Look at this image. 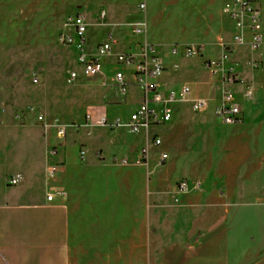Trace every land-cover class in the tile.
Returning a JSON list of instances; mask_svg holds the SVG:
<instances>
[{
  "label": "crops",
  "instance_id": "0c3cea01",
  "mask_svg": "<svg viewBox=\"0 0 264 264\" xmlns=\"http://www.w3.org/2000/svg\"><path fill=\"white\" fill-rule=\"evenodd\" d=\"M226 1L219 2L217 13L230 23L232 38L233 23L223 13ZM213 4L212 0L211 5H203L198 15L192 17L197 24L193 28H209L214 30L213 34L216 33L215 37L213 34L207 37L208 58L219 57L222 46L216 44V38L227 31L225 21L224 24L218 22L210 14ZM102 10L107 12L105 18L100 17ZM262 10L264 15V4ZM80 12L85 14L89 24L87 51L90 53L95 52L109 32L118 40L116 52L136 51L138 43L134 45L122 37L121 29L124 26L131 29V23L138 21L139 17V20H146L147 30L149 28L147 9L142 12L119 0ZM231 38L227 39L231 41ZM231 45V63L236 65L238 72L233 89L236 101L242 106L243 118L236 124H225L215 113L223 101L226 67L222 66L216 74H212L202 59L174 58L170 52L164 55L159 52L167 68L158 78L161 87L166 91L179 90L184 84L191 86L193 83L195 87L191 86L190 97L208 99L209 104L201 111H194L189 101L175 103L172 119L153 131L162 138V145L152 147L145 161L152 175L150 199L154 205L159 202L167 207L171 236L161 250L158 264H244L250 259L251 251L249 248L244 255H240L242 237L245 243L264 245V231L258 236L252 227L245 226L241 231L242 222L251 213L250 197H257L256 190L264 193V49L252 50L233 41ZM127 69L130 87L127 94L119 97V101L128 103L133 111L142 102L143 92L133 83L131 68ZM202 86L206 87L207 95H200ZM247 88L254 91L251 101L244 98ZM88 112L94 117L101 114L109 116L104 108L95 106L86 110L80 124L85 123ZM100 127H91L92 134L91 128L76 129L84 134L76 142L70 141L67 135L56 156L50 157L47 153L46 166L52 161L58 162L60 171L55 178L47 177L42 181L37 191H28L32 186L28 180L10 188L0 183V264H73L71 241L74 225L81 226L82 222L92 220L95 222L90 224L88 234L95 239L112 237L116 229L120 244L105 245L106 252H113L114 249L127 252L130 237L134 248H137L140 243V217L144 213L138 211L130 214L128 200L129 186L135 185L138 206L140 204V209H144L145 194L139 191L140 167L131 164L115 168V172L121 174L136 172L133 178L126 175L117 181L94 180L93 173L99 168L93 165L95 157H105L104 152L95 150V145L102 143L100 135H107L105 131L97 129ZM115 133L123 138L125 148L137 147L135 143L136 140L140 141V136L145 140L142 148L147 143L146 134H132L136 137L128 141L130 132L126 129L120 128ZM58 142L60 140L56 137V143L52 146ZM81 143L86 145L88 164L79 161L81 147L78 145ZM162 152H166L168 158L161 164ZM140 156L137 149L127 154L130 160H138ZM25 174L29 175L28 172ZM182 180L188 181L189 189L179 192L176 183L179 186ZM198 180L199 183L196 182ZM113 182L120 185L119 195L125 200L124 211L114 210L111 206L110 213L105 212L104 200L101 207L93 209V190L111 188ZM50 192H55L52 201L47 199ZM103 194L101 191L100 195ZM109 195L111 197L112 193ZM174 196L179 197L178 202L174 203ZM92 213L97 215L91 216Z\"/></svg>",
  "mask_w": 264,
  "mask_h": 264
},
{
  "label": "rangeland",
  "instance_id": "374dc122",
  "mask_svg": "<svg viewBox=\"0 0 264 264\" xmlns=\"http://www.w3.org/2000/svg\"><path fill=\"white\" fill-rule=\"evenodd\" d=\"M111 1L113 0H108V3L106 0H0V183H4L8 188L22 185L28 180L32 182L28 191H37L42 181L47 180L46 157L50 147L56 143L54 129L46 130L34 114L26 112L27 108L39 110L47 120L67 124L68 138L75 142L84 134L80 130L75 131L74 126L83 121L84 113L89 108L102 107L111 118L130 115L131 106L119 101V97L125 94L113 80L115 70L124 66L115 65V58L109 56L104 58L105 74L101 79L93 80L80 76L70 82L67 79L70 70L81 72L82 68L76 61L75 50L61 44L58 39L60 32L65 29V20L69 15L82 10L86 12L89 8L92 10ZM222 1L213 0L210 14L224 24V16L221 17L217 13V5ZM119 2L138 10L140 2H146L148 10L146 16L149 28L146 35L131 36V29L124 26L121 29L122 37L134 45L147 38L162 55L169 54L172 47L178 46L179 54L172 57L202 59L204 66L207 67V62L211 59L206 56L209 48L207 37L213 34L214 30L193 28L196 22H193L192 17L194 14L198 15L203 5H211L212 0H119ZM258 3L262 7L264 0ZM225 23L227 31L216 38V44L222 46V40H225L232 46L231 25L228 21ZM213 35L215 37L216 33ZM227 38H231V41ZM187 44L202 46L203 54L198 57L184 56ZM191 86L195 87L193 83ZM200 95H207L206 87L200 88ZM19 113L22 115L19 116ZM97 129L105 131L107 135H100L102 143L95 145L96 152H104L105 157L103 159L95 157L93 165L99 168L93 173L94 180L117 181L126 175L133 178L137 175L136 172L121 174L116 173L115 168L131 164L140 167L139 191L145 194L144 209H140V204L138 206L135 185L129 186L128 200L130 214L138 211L144 213L140 217V243L134 248L130 237L127 252L115 249L113 252H106L105 245L120 244L115 228L112 237L102 236L95 239L88 234L90 224L95 222L94 220L82 222L81 226L75 224L71 241L73 264H158L162 248L171 239L167 207L159 202H155L154 205L150 199L149 183L152 175L149 174V166L140 159L130 160L127 157V154L135 149L141 153L145 140L140 136V141L136 140L140 145L135 143L137 147L125 148L122 145L123 138L115 133L120 128ZM90 130L92 134L93 128ZM128 135V141L136 137L130 133ZM78 147L86 150L84 143ZM122 158H127L128 162L123 163ZM79 161L81 164L89 162L88 157ZM25 172L29 175L27 176ZM17 175L21 177L20 182L10 183V179ZM113 183L111 188L93 190V209L101 207L100 204L104 200L105 212L110 213L111 206L114 210L124 211L125 200L119 195L120 185ZM176 186L180 192L178 182ZM101 191L104 192L103 195H100ZM256 191L257 197L252 195L249 199L252 204L251 213L249 212L251 219L248 215L245 217L241 231H244L245 226L252 227L258 236L264 231V193L261 190ZM109 193H112L111 197ZM173 200L174 203L178 202L179 197L174 196ZM95 215L97 214L92 213L91 216ZM131 226L132 221L130 228ZM249 248L250 259L244 264H264V245L245 243L242 237L240 255H244Z\"/></svg>",
  "mask_w": 264,
  "mask_h": 264
},
{
  "label": "built area",
  "instance_id": "2783aa9c",
  "mask_svg": "<svg viewBox=\"0 0 264 264\" xmlns=\"http://www.w3.org/2000/svg\"><path fill=\"white\" fill-rule=\"evenodd\" d=\"M139 8L146 11V2H141ZM223 13L232 21L234 26L233 42L238 45H247L252 50L264 49V15L262 7L258 0H227L223 6ZM106 10L100 12V17L105 18ZM88 21L84 13L77 12L69 15L65 20V29L59 34L61 44L72 47L76 52V61L81 66V72L70 70L67 75L68 81L72 82L80 76L86 78H100L104 74V58L113 56L115 65L124 67L115 70L113 80L120 88L123 94H127L130 83L127 80L128 69L131 68L133 83L142 90L143 99L138 107L133 110L127 118L117 117L110 118L106 114L94 117L91 112L86 113L85 123H79L74 127L78 130L81 127L91 128L93 126H102L113 128H124L131 134H146L147 143L141 151L140 160L145 162L148 158L152 146L162 145V138L153 133L159 125L170 121L173 117V106L178 102L189 101L192 103L194 111L205 109L209 101L205 98L190 97L192 88L184 84L179 90H164L158 78L165 71V62L162 56L151 42L143 39L138 43V49L133 52H116L115 45L118 43L117 38L112 32L106 35L105 40L98 45L94 53L87 51L88 45ZM133 35L144 37L147 33V22L145 19L131 23ZM222 51L219 57L211 58L207 62V67L212 74H216L222 66L227 68L223 80V101L216 108V115L225 124H236L242 121V106L236 101L233 85L238 80L236 65L231 63V46L225 40H222ZM204 52V48L197 44H187L184 48V56L198 57ZM170 54L177 56L179 47L171 48ZM100 76V77H99ZM244 98L248 101L254 99V91L247 88L244 92ZM27 113H32L36 119L42 122L46 130L54 129L56 137L60 140L49 150V156L54 157L58 153V148L62 145L68 135L69 126L61 121L47 120L45 115L33 107L26 109ZM22 114L19 113V116ZM79 156L85 159L87 151L80 149ZM168 158L166 152L161 153L160 163L162 164ZM123 163H127V158H122ZM60 171V163L50 162L47 166V177L55 178ZM21 180L20 175L12 177L10 183L18 184ZM179 189L187 191L189 189L188 181H180ZM55 192L47 195L49 201L54 200Z\"/></svg>",
  "mask_w": 264,
  "mask_h": 264
},
{
  "label": "water",
  "instance_id": "95a60500",
  "mask_svg": "<svg viewBox=\"0 0 264 264\" xmlns=\"http://www.w3.org/2000/svg\"><path fill=\"white\" fill-rule=\"evenodd\" d=\"M100 77V76H99ZM94 79H97V77L96 78H94Z\"/></svg>",
  "mask_w": 264,
  "mask_h": 264
}]
</instances>
